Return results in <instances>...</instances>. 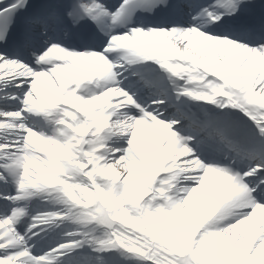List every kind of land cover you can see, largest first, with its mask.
<instances>
[{
  "label": "snow or ice",
  "instance_id": "snow-or-ice-1",
  "mask_svg": "<svg viewBox=\"0 0 264 264\" xmlns=\"http://www.w3.org/2000/svg\"><path fill=\"white\" fill-rule=\"evenodd\" d=\"M114 252L264 264V0H0V264Z\"/></svg>",
  "mask_w": 264,
  "mask_h": 264
},
{
  "label": "bare ground",
  "instance_id": "bare-ground-1",
  "mask_svg": "<svg viewBox=\"0 0 264 264\" xmlns=\"http://www.w3.org/2000/svg\"><path fill=\"white\" fill-rule=\"evenodd\" d=\"M51 205H46L42 203L41 199L37 198L31 201L30 209L37 211H45L49 209ZM107 255V254H106ZM109 264H128V262L132 261L122 257L119 253H109Z\"/></svg>",
  "mask_w": 264,
  "mask_h": 264
}]
</instances>
